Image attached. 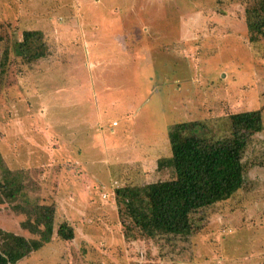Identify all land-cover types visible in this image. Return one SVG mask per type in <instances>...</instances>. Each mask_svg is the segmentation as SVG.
<instances>
[{
  "label": "rangeland",
  "instance_id": "obj_1",
  "mask_svg": "<svg viewBox=\"0 0 264 264\" xmlns=\"http://www.w3.org/2000/svg\"><path fill=\"white\" fill-rule=\"evenodd\" d=\"M246 1L0 0V155L26 173L23 198L74 231L17 264H264V39L249 41ZM24 30L42 33L45 58L14 55ZM251 110L263 130L243 187L189 236L125 238L114 191L172 178L173 125L218 137ZM26 220L0 204L1 230L36 239Z\"/></svg>",
  "mask_w": 264,
  "mask_h": 264
},
{
  "label": "trees",
  "instance_id": "obj_2",
  "mask_svg": "<svg viewBox=\"0 0 264 264\" xmlns=\"http://www.w3.org/2000/svg\"><path fill=\"white\" fill-rule=\"evenodd\" d=\"M244 18L250 43L264 39V0H247ZM13 51L26 64L47 56L39 31H21ZM227 120V134L218 137L208 134L200 122L173 125L168 133L170 156L164 159L172 169V178L114 191L125 238L189 236L197 212L231 198L243 187V156L251 137L263 130L261 111L230 114ZM26 179L23 171L8 170L0 155V204L8 203L14 212L24 214L27 220L20 226L37 235L36 239H27L0 229V264H17L48 244L54 234L64 242L74 238L68 222L55 227L54 206L23 198Z\"/></svg>",
  "mask_w": 264,
  "mask_h": 264
},
{
  "label": "crops",
  "instance_id": "obj_3",
  "mask_svg": "<svg viewBox=\"0 0 264 264\" xmlns=\"http://www.w3.org/2000/svg\"><path fill=\"white\" fill-rule=\"evenodd\" d=\"M82 60H83V63H82V67L81 68L85 71V69H84V59L82 58Z\"/></svg>",
  "mask_w": 264,
  "mask_h": 264
}]
</instances>
